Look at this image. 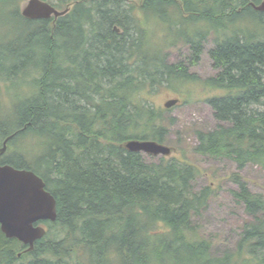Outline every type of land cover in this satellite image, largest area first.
<instances>
[{"label": "trees", "instance_id": "1", "mask_svg": "<svg viewBox=\"0 0 264 264\" xmlns=\"http://www.w3.org/2000/svg\"><path fill=\"white\" fill-rule=\"evenodd\" d=\"M46 1L70 10L29 19L23 0H0V27L12 31L0 29V147L12 135L0 164L36 172L57 206L20 264H264V195L240 173L233 194L251 219L236 248L215 255L192 225L212 196L194 189L199 168L124 146L166 141L167 110L152 97L198 81L191 65L210 40L217 72L204 83L224 92L207 99L219 124L196 131L194 151L264 170V12L252 6L262 0ZM178 43L191 53L171 62ZM18 79L32 90L3 106ZM24 140L31 149L15 151ZM14 241L0 230V264H17Z\"/></svg>", "mask_w": 264, "mask_h": 264}, {"label": "rangeland", "instance_id": "2", "mask_svg": "<svg viewBox=\"0 0 264 264\" xmlns=\"http://www.w3.org/2000/svg\"><path fill=\"white\" fill-rule=\"evenodd\" d=\"M26 1L23 0L21 4L24 5ZM0 29L12 32L6 25H2ZM212 45L213 43L209 40L200 61L196 65H191V71L199 76L198 81L184 83L177 91L163 88L153 95L152 103L158 108L167 110L163 112L162 118L169 128V133L163 144L172 148L169 158L175 157L181 163L195 164L199 168L200 173L194 181L195 190L205 186L212 188L208 206L201 216L194 217L192 225L200 238H208L213 242V254L222 255L236 248L237 238L244 223L251 219L244 205L234 197L233 191L237 190L238 186L233 176L240 173L241 178L247 181L253 192L264 195V170L254 164H248L239 170L236 162L231 159L208 157L194 151L197 144L196 131L211 130L219 124L213 116L207 99L221 95L224 91L209 88L204 83V79L217 72L208 53ZM190 53V48L182 43L171 46L167 51L171 62L186 61ZM30 86L25 79L14 81L13 85L7 86L9 87L8 90L6 89L7 95L3 90L2 96L6 102L1 104L6 107L14 99L26 96L32 90ZM170 98H179L180 101L176 106L167 109L164 107V102ZM35 140L39 151V139ZM31 146V141L24 140L22 146L20 142H15L13 149L16 148L15 151L21 152L23 149H31Z\"/></svg>", "mask_w": 264, "mask_h": 264}, {"label": "water", "instance_id": "3", "mask_svg": "<svg viewBox=\"0 0 264 264\" xmlns=\"http://www.w3.org/2000/svg\"><path fill=\"white\" fill-rule=\"evenodd\" d=\"M252 6L264 12V0ZM70 8L59 10L46 0H27L21 13L29 19H48L66 14ZM179 98H170L164 107L170 109L179 103ZM7 137L0 147V156L7 150L10 138ZM132 152H142L152 156L169 157L172 148L154 140L131 139L124 143ZM57 219L56 199L46 189L41 176L30 169L16 168L9 164H0V228L8 238H18L25 243L45 235L46 230L35 227L39 220Z\"/></svg>", "mask_w": 264, "mask_h": 264}, {"label": "flooded vegetation", "instance_id": "4", "mask_svg": "<svg viewBox=\"0 0 264 264\" xmlns=\"http://www.w3.org/2000/svg\"><path fill=\"white\" fill-rule=\"evenodd\" d=\"M54 221L50 220H39L38 222H35L33 225L35 227L41 226L46 230V233L44 236L41 238H37L33 241L32 247L30 243H25L21 241L20 239L17 238H9L14 241L15 247H14V252H15V258H16V263L20 264L21 262L24 261H30L31 260V254H33L36 250L37 243L42 240L43 238H46L47 235L51 233V225L50 223ZM50 237V236H49Z\"/></svg>", "mask_w": 264, "mask_h": 264}]
</instances>
